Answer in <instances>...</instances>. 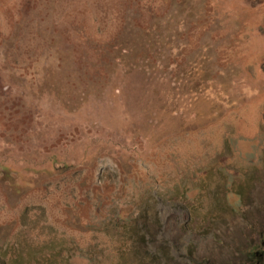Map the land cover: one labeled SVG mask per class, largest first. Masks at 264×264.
<instances>
[{
	"label": "rangeland",
	"instance_id": "1",
	"mask_svg": "<svg viewBox=\"0 0 264 264\" xmlns=\"http://www.w3.org/2000/svg\"><path fill=\"white\" fill-rule=\"evenodd\" d=\"M263 233L264 0H0V264H229Z\"/></svg>",
	"mask_w": 264,
	"mask_h": 264
},
{
	"label": "trees",
	"instance_id": "2",
	"mask_svg": "<svg viewBox=\"0 0 264 264\" xmlns=\"http://www.w3.org/2000/svg\"><path fill=\"white\" fill-rule=\"evenodd\" d=\"M134 53L139 55L142 51L137 52V49L134 50ZM239 195V194H238ZM123 219V218H122ZM129 224L126 225V230L128 233L132 235H137V230L135 229V223H131L132 221H128ZM136 219H134L135 221ZM130 225V226H129ZM234 243L239 245L241 248V254L239 257L234 256L229 264H264V233L262 234V240L260 242V235L256 237H252L251 239H246L242 237L241 240H235ZM167 257L171 258L170 250H167ZM149 255L154 256L155 254H151L149 251L147 252ZM163 258H158L157 260H162ZM115 264H141L138 261H132L129 255H122L117 258ZM213 264H219L218 261Z\"/></svg>",
	"mask_w": 264,
	"mask_h": 264
}]
</instances>
